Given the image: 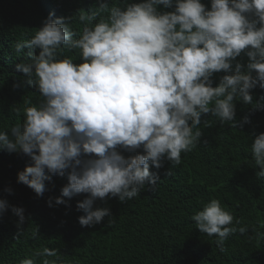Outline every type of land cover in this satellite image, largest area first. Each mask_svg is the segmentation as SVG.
I'll list each match as a JSON object with an SVG mask.
<instances>
[{"label":"clouds","instance_id":"clouds-1","mask_svg":"<svg viewBox=\"0 0 264 264\" xmlns=\"http://www.w3.org/2000/svg\"><path fill=\"white\" fill-rule=\"evenodd\" d=\"M97 4L90 14L80 12L81 33L71 27L73 17L53 19L50 13L30 39L12 45L17 58H27L16 71L44 100L23 109V124L13 127L11 136L0 132V150L30 157L17 182L37 197H43L53 176L67 174V185L61 196L48 198L49 207L53 200L67 205L65 197L89 194L77 203L84 213L79 223L88 227L110 216L109 208H94L97 199L110 194L130 201L146 184L157 186L159 176L150 167L160 169L165 159L180 165L181 154L201 136L193 129L203 115L211 113L222 125L236 128L234 101L254 110L264 107L250 94L257 86L264 89V0H210V8L202 0ZM160 5L171 11L159 10ZM73 50L79 51L81 63L64 55ZM242 54L248 57L246 70L237 62ZM220 72L227 74L213 86L212 77ZM250 122L244 117L239 124ZM141 148L142 153L128 157L118 150ZM251 155V167L261 169L257 178H264V133L252 141ZM4 191L13 194L11 187ZM9 208L22 229L25 209L0 199V216ZM192 220L202 233L217 237L221 252L227 251L229 235L248 231L233 225V215L218 199ZM40 257L42 264H57L48 257L59 259L58 250L38 249L20 264H37Z\"/></svg>","mask_w":264,"mask_h":264},{"label":"trees","instance_id":"trees-1","mask_svg":"<svg viewBox=\"0 0 264 264\" xmlns=\"http://www.w3.org/2000/svg\"><path fill=\"white\" fill-rule=\"evenodd\" d=\"M202 2L210 8V0ZM122 3L109 0V7ZM95 7L97 0H0V132L11 136V129L23 124V109L44 100L37 88L26 83L25 75L16 71V64L27 58H17L12 45L30 39L50 13L55 14L53 19L73 17L71 27L81 33L85 25L79 22L80 12L90 14ZM158 9L171 11L163 5ZM33 52L38 55L39 50ZM64 55L75 63L82 62L78 50ZM237 62L246 70L248 57L242 54ZM225 74L215 73L213 86ZM15 84L21 86L14 88ZM250 94L253 103L264 105V89L257 86ZM234 102L236 128L222 125L211 113L203 115L201 124L193 129L201 136L191 151L181 154V164L173 167L165 159L160 169L150 167V172L159 176L157 186L153 189L146 184L130 201L121 202L110 194L104 200L97 199L94 208L107 207L110 216L91 227L80 225L78 218L84 213L77 208L89 194L65 197L67 205H55L53 200L54 206H48L49 197L61 196L67 174L53 176L46 182L43 197H37L32 189L17 182L18 173L31 164L30 157L0 150V199L23 207L26 217L18 229L19 218L11 208L0 216V264H20L44 247L58 250L59 259L48 257L57 264H264V178H257L259 167H251L252 141L264 133V107L254 110L242 100ZM244 117L251 122L241 127L239 122ZM118 150L125 157L143 151ZM7 187L13 194L4 191ZM212 199H218L233 215L234 226L248 229L245 234L237 231L229 235L224 244L226 252L216 245L217 237L202 233L192 220ZM43 259L38 258L37 264Z\"/></svg>","mask_w":264,"mask_h":264}]
</instances>
